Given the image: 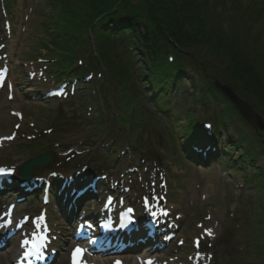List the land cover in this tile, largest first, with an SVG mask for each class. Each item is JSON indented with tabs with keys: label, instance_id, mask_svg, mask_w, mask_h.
<instances>
[{
	"label": "rangeland",
	"instance_id": "rangeland-1",
	"mask_svg": "<svg viewBox=\"0 0 264 264\" xmlns=\"http://www.w3.org/2000/svg\"><path fill=\"white\" fill-rule=\"evenodd\" d=\"M47 3L48 0L3 2L13 29L12 34L3 33V36L10 55L9 80L14 89L0 90V116L4 114L0 119V137L12 133L15 137L0 147V165L15 167V176L19 178L20 166L37 155L35 147L48 145L53 158L47 166L37 168L40 169L38 176H47L53 170L69 172L75 165V169L81 170L83 165L79 163H88L87 172L106 173L113 184L124 181L130 186V200L153 187L151 169L160 167L169 180L168 206L180 217L179 238L185 240L183 247L175 243L171 253L162 256V260L175 256L187 260L195 251L192 238L199 236L202 229L198 225L203 223L215 229L216 236L203 245L206 252L213 255L212 264H264V179L260 176L262 172L264 178V133L249 146L252 154H247L246 161L239 159L244 153L241 148L246 149L252 132L236 116L219 122L214 114L223 103L201 96L199 77L190 69L185 73L193 80L183 78L178 82L166 97L169 106L164 111L157 108L151 96L152 89L147 88L145 101H141L144 126L139 133L124 132L125 128L116 120V102L104 84V65L100 67L103 72L95 74L76 96L43 99L46 90L64 79L50 73L49 67L48 78L46 74L39 78L40 69L44 70L39 61L47 56L42 44L48 41L50 34ZM3 18L4 15L0 20ZM30 70L37 72L33 81L29 79ZM86 74L85 71L77 77L81 79ZM102 95L107 96L108 104L104 103ZM12 111L21 112L22 120L14 117ZM260 117L264 129V118ZM193 118L201 124L211 122L217 135L212 143L216 144L219 157L205 166L189 157L187 149L183 148L185 143L181 145L183 137L180 134L188 133L186 123ZM214 121L222 125V131L215 127ZM242 137L243 145L237 148L236 140ZM174 143L181 153L176 151ZM83 148L91 150V161L84 159L86 153L79 157L82 162L75 157ZM129 167L139 171L126 175ZM41 206L39 201H30L18 209L19 215L37 213ZM49 216L54 230L61 233V247L68 239L69 227L56 211L54 201L49 206ZM1 256L4 262L10 263L4 254ZM62 264H67L65 255Z\"/></svg>",
	"mask_w": 264,
	"mask_h": 264
},
{
	"label": "trees",
	"instance_id": "trees-1",
	"mask_svg": "<svg viewBox=\"0 0 264 264\" xmlns=\"http://www.w3.org/2000/svg\"><path fill=\"white\" fill-rule=\"evenodd\" d=\"M47 6L50 34L42 47L52 73L62 77L85 68L97 74L104 65V84L124 132L139 133L144 126L141 101L147 88L157 93L153 100L163 110L178 82L193 80L186 69L199 77L205 100L223 103L214 114L220 123L243 119L214 78L229 84L264 118V0H48ZM101 97L108 104L107 96ZM186 124L188 140L203 134L194 118ZM244 125L252 132L251 147L264 129L255 132ZM242 144L243 137L235 146ZM248 148L244 160L252 154ZM35 151L47 152L49 146L37 145Z\"/></svg>",
	"mask_w": 264,
	"mask_h": 264
},
{
	"label": "water",
	"instance_id": "water-1",
	"mask_svg": "<svg viewBox=\"0 0 264 264\" xmlns=\"http://www.w3.org/2000/svg\"><path fill=\"white\" fill-rule=\"evenodd\" d=\"M215 86L223 92L233 103V105L237 108L241 116L255 129L261 128V117L259 114L253 109V107L245 100L241 99L232 87L228 84L220 82L217 78H214ZM51 156H40L36 158H32L25 162L21 166V173L24 179H29L32 174V169L37 166H44L48 164Z\"/></svg>",
	"mask_w": 264,
	"mask_h": 264
},
{
	"label": "snow or ice",
	"instance_id": "snow-or-ice-1",
	"mask_svg": "<svg viewBox=\"0 0 264 264\" xmlns=\"http://www.w3.org/2000/svg\"><path fill=\"white\" fill-rule=\"evenodd\" d=\"M0 75H2V74H0ZM16 115H19V113H17ZM8 138H11V137H8ZM5 171H10V170H7V169H0V172H5ZM145 203H146V205H147V198L145 199ZM10 211L11 210H9V214H10ZM130 211V210H129ZM162 214L163 215H167V211L166 210H162ZM152 215L153 216H156V212H152ZM25 219H27V218H25ZM38 220L39 219H43V217L41 216V217H38L37 218ZM8 223H11V221H8ZM206 232H207V234L208 235H212V230L211 229H206ZM23 243H28V240H24L23 241ZM197 246H199V240H197ZM82 251H83V249H81V248H79V247H77L76 249H75V251H74V253H73V257H74V260H75V258H76V256L78 255V254H80V253H82ZM117 264H119V262H117Z\"/></svg>",
	"mask_w": 264,
	"mask_h": 264
},
{
	"label": "bare ground",
	"instance_id": "bare-ground-1",
	"mask_svg": "<svg viewBox=\"0 0 264 264\" xmlns=\"http://www.w3.org/2000/svg\"><path fill=\"white\" fill-rule=\"evenodd\" d=\"M2 115H4V114H2ZM2 115L0 116V119L3 118ZM0 121H1V120H0ZM4 256H6L7 261H9V260H8V257H10V255H4ZM1 257H2V256L0 255V264H8L7 262H4V261L1 259ZM9 264H10V263H9Z\"/></svg>",
	"mask_w": 264,
	"mask_h": 264
}]
</instances>
